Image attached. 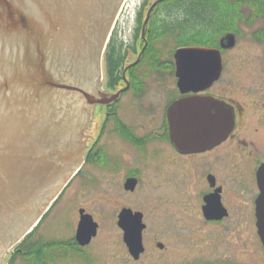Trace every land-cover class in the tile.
I'll return each instance as SVG.
<instances>
[{
	"label": "flooded vegetation",
	"instance_id": "af4514ba",
	"mask_svg": "<svg viewBox=\"0 0 264 264\" xmlns=\"http://www.w3.org/2000/svg\"><path fill=\"white\" fill-rule=\"evenodd\" d=\"M167 1L141 0L129 38L118 36L114 22L102 56L103 74L93 84L104 98L98 96L102 101L91 108L83 161L23 238L29 248H44L40 256L27 250L25 264H61L70 255L93 262L96 254L85 251L92 243V249L112 254L113 264H238L237 255L224 258L215 248L232 224L233 208L243 211L238 223L247 235L250 228L252 241L264 252L256 215L264 188V104L249 101L247 109L234 91L219 87L222 74L198 93H181L175 74L170 87V49L162 53L170 38ZM196 98L202 137L198 142L177 139L188 116L185 102ZM173 121L181 122L175 128ZM85 170L87 193L104 183L107 201L77 206L69 237L37 235L69 183L75 185ZM170 191L176 194L172 200ZM82 226L81 233L95 227L85 243L77 237Z\"/></svg>",
	"mask_w": 264,
	"mask_h": 264
},
{
	"label": "water",
	"instance_id": "95a60500",
	"mask_svg": "<svg viewBox=\"0 0 264 264\" xmlns=\"http://www.w3.org/2000/svg\"><path fill=\"white\" fill-rule=\"evenodd\" d=\"M121 3L0 0V264L83 161L90 109L104 98L93 84L101 79L103 51ZM236 42L229 32L219 47H178L173 54L178 90L209 88L223 70L221 50ZM185 103L188 116L172 122L175 128L177 122L184 125L176 137L198 142L202 119L194 111L199 101ZM257 204L264 246V188ZM79 230L77 237L85 243L95 227Z\"/></svg>",
	"mask_w": 264,
	"mask_h": 264
},
{
	"label": "rangeland",
	"instance_id": "374dc122",
	"mask_svg": "<svg viewBox=\"0 0 264 264\" xmlns=\"http://www.w3.org/2000/svg\"><path fill=\"white\" fill-rule=\"evenodd\" d=\"M140 2L141 0H122L117 13L115 27L119 37L123 39L129 38L130 33L134 28V14H136ZM174 16H176V14H174ZM262 19H257L252 23V26H246L240 23L238 27L240 32L237 35L235 47L227 49L222 53L223 72L221 81L218 85L219 87L226 86L228 89L234 91L233 97L246 106L247 109L249 108V101L252 104H254L255 101H257L258 104H264V44L254 40L251 35L255 29L264 26V19ZM177 34L178 31H176L175 37L174 35H170V38L165 39L168 47H164L162 53L166 54L169 49L170 52L174 51ZM174 83L173 76L170 74V87H173ZM173 94H176V92L172 91L171 96ZM132 104L137 106L135 101H133ZM135 106L132 105V107ZM253 106L255 107V105ZM90 114L91 109L89 119ZM251 119L254 120L252 117ZM262 128L263 127L260 129ZM87 129H89V123ZM86 132L87 130L85 131V134ZM88 182L89 173L88 170H85L75 180V185L69 183L68 188L64 191V196L53 207L48 217L38 229L37 235H42L43 238H46L47 240H49L48 238L69 237L73 234L76 224L77 206L80 204H87L88 207H93L95 205H102L105 200L107 201V196L109 197V195L104 189L105 184L103 183V187L98 191L87 193L86 188L88 187ZM82 188H84V190ZM174 196H176V194L173 191H170V200H172ZM233 202L234 201L232 200V203ZM233 210L231 217L232 224H230V228L227 232L223 230V237L217 240L219 242V247H215L217 254H220L224 258L227 255L235 254L237 255L238 264H264V252L256 247L257 244L254 243V240L252 241V238L254 239V237L249 234L251 233L250 228L248 229L249 233L247 235L246 228L243 230L244 226L242 227V225L238 223V220L241 221L242 219L243 211L239 208H233ZM22 240L23 238L3 256V264H10L9 258L11 253ZM92 245L93 243L87 246L85 251H91L96 254L93 262L91 259L90 262L89 260H74L70 255V258L65 259L61 264L114 263L115 258H113L112 254L105 251L103 252L99 247L92 249ZM88 254L91 258H94L93 254ZM14 264H25V259L21 256L17 257Z\"/></svg>",
	"mask_w": 264,
	"mask_h": 264
},
{
	"label": "trees",
	"instance_id": "16d2710c",
	"mask_svg": "<svg viewBox=\"0 0 264 264\" xmlns=\"http://www.w3.org/2000/svg\"><path fill=\"white\" fill-rule=\"evenodd\" d=\"M166 3L169 5L166 10H170V35L175 37L178 31L175 47H219V38L223 34H239L240 23L252 26L257 19H264V0H168ZM251 35L254 40L264 44V26L255 29ZM118 51L117 58L122 59L121 49ZM173 52H170L171 75L175 71ZM27 246L26 241L22 240L15 247L10 264H13L15 258L26 256L27 250L40 256L39 253L44 249L38 245H33L32 248Z\"/></svg>",
	"mask_w": 264,
	"mask_h": 264
}]
</instances>
